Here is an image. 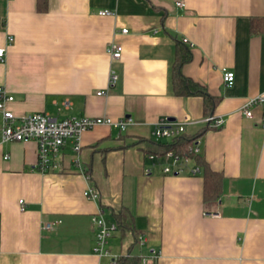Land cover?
Wrapping results in <instances>:
<instances>
[{
	"label": "crops",
	"instance_id": "0c3cea01",
	"mask_svg": "<svg viewBox=\"0 0 264 264\" xmlns=\"http://www.w3.org/2000/svg\"><path fill=\"white\" fill-rule=\"evenodd\" d=\"M177 1L48 0L42 10L38 0H0V85L14 96L9 109L134 119L124 131L105 124L85 131L79 150L69 139L46 172L35 168V141H1L0 120V264H100L92 216L102 210L113 221L122 206L135 220L131 252L158 250L157 264H264V111L244 114L248 99L264 94V34H251L264 0ZM185 38L192 58L183 73L220 97L213 114L224 118L198 138L223 174L221 195L210 201L194 161L165 173L144 151L164 118L189 121L188 134L207 125L204 97L173 88L176 39ZM113 42L123 45L120 60L111 59ZM224 68L235 72L232 85ZM88 187L98 200L84 195ZM115 235L110 248L127 254L118 239L131 237Z\"/></svg>",
	"mask_w": 264,
	"mask_h": 264
},
{
	"label": "built area",
	"instance_id": "2783aa9c",
	"mask_svg": "<svg viewBox=\"0 0 264 264\" xmlns=\"http://www.w3.org/2000/svg\"><path fill=\"white\" fill-rule=\"evenodd\" d=\"M177 4L184 6L182 0H178ZM101 15H115L116 12L111 9H103L99 12ZM128 28H122L123 33H127ZM13 37L9 36L8 41L12 42ZM187 42V39H184ZM5 48H0V59L5 60ZM109 53L111 59L116 61L120 60L123 55V45L118 42H113L109 46ZM118 80V74L113 69L109 76V86L113 87ZM223 80L226 85H232L235 81V72L233 70L223 69ZM103 91L98 92V94ZM14 96L10 94L6 88L0 85V120H1V141H35L38 149V162L35 166L36 169L46 172L55 163L59 157L63 146L69 139L75 141L77 150L81 148L82 134L98 125H108L124 131L129 125L134 124V119L131 116H124L114 120L107 116H73L67 118H55L47 112H32L21 116H17L11 109L7 107L8 102L13 101ZM260 106L264 111V94H259L248 99L244 105V114L252 118L254 116L253 107ZM205 121L212 127L222 126L224 118L217 117L214 114L205 117ZM189 121H172L164 118L157 122L153 134L156 140H172L181 136L186 132V124ZM264 125V114L261 120ZM201 148L198 139H195L189 147L188 153L181 155L173 150L168 151L163 156H156L148 154L152 159H159L166 165L163 167L165 173H180L184 167L193 162L191 154L200 153ZM5 158H10L6 155ZM193 173L200 172V167L193 165ZM84 195L92 200L99 199V192L93 188L88 187L84 191ZM21 208L25 209L24 199L20 200ZM92 223L96 228V243L94 252L100 257V264H119L121 254L115 253L109 246L111 237L118 231V224L116 221H109L102 210L92 216ZM50 228V225L46 226ZM138 243L145 245L144 236L138 237ZM159 251L153 249L148 254L142 255V264H148L150 261H157L159 258Z\"/></svg>",
	"mask_w": 264,
	"mask_h": 264
},
{
	"label": "trees",
	"instance_id": "16d2710c",
	"mask_svg": "<svg viewBox=\"0 0 264 264\" xmlns=\"http://www.w3.org/2000/svg\"><path fill=\"white\" fill-rule=\"evenodd\" d=\"M39 9H47L48 0H38ZM251 34H264V17L251 18ZM192 58V52L189 45L184 40L176 39V55L172 67V83L175 94L181 96L200 95L204 97V108L206 116L212 115L214 108L220 101V97L209 93L207 87L193 80L191 77L183 73V66ZM208 127L209 124L199 129L194 134L184 133L172 140H151L146 139L144 151L146 154H153L156 156H163L168 151L173 150L177 154L184 155L188 153L189 147L195 139H198ZM195 165L200 167L204 176V200L210 201L219 198L222 191L223 174L212 169L201 153L191 154ZM114 221L118 224V229L122 237H133L137 239L135 234V220L131 210L122 206L118 211L113 212ZM132 243L128 249L127 254H123L119 258V264H142V255L133 254L131 249ZM148 264H157L156 261H150Z\"/></svg>",
	"mask_w": 264,
	"mask_h": 264
},
{
	"label": "rangeland",
	"instance_id": "374dc122",
	"mask_svg": "<svg viewBox=\"0 0 264 264\" xmlns=\"http://www.w3.org/2000/svg\"><path fill=\"white\" fill-rule=\"evenodd\" d=\"M115 236H116V235H115ZM115 236L111 237V239L114 238ZM111 239H110V240H111ZM118 240H119V243L123 246L124 250H127V247L130 246V245L132 244L134 238L131 237V238L127 239L128 241H127L125 238H124V239H121L122 241H121L120 239H118ZM137 249H138V246H137V244H135V245L133 246V250H134L135 252H137ZM113 251H116V247H115V246H114V250H113Z\"/></svg>",
	"mask_w": 264,
	"mask_h": 264
}]
</instances>
